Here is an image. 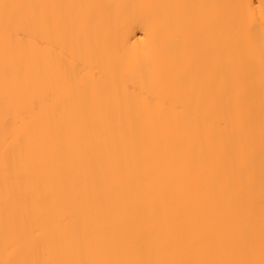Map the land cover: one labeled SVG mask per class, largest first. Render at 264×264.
Instances as JSON below:
<instances>
[{"label": "bare ground", "instance_id": "1", "mask_svg": "<svg viewBox=\"0 0 264 264\" xmlns=\"http://www.w3.org/2000/svg\"><path fill=\"white\" fill-rule=\"evenodd\" d=\"M0 264H264V0H0Z\"/></svg>", "mask_w": 264, "mask_h": 264}]
</instances>
